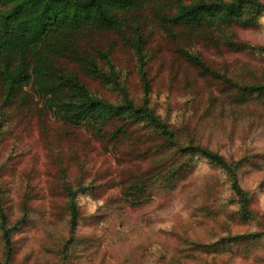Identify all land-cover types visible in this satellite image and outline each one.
<instances>
[{"label":"rangeland","instance_id":"1","mask_svg":"<svg viewBox=\"0 0 264 264\" xmlns=\"http://www.w3.org/2000/svg\"><path fill=\"white\" fill-rule=\"evenodd\" d=\"M136 17L147 36L142 54L151 103L180 132L226 158L242 157L238 181L251 217L238 216L223 174L199 158L175 187L155 186L147 200L128 202L119 189L145 161L117 158L86 134L71 136L26 87L28 101L7 103L0 86V206L10 226L8 252L0 227L1 261L8 253L11 264H264V96L231 102L217 78L199 75L178 50L197 54L238 83L264 82V50L258 48L264 46V13L249 24L242 15L171 31L148 8ZM90 38L106 50L127 91L139 96L134 48L111 30ZM64 180L92 185L76 193L79 215L71 233Z\"/></svg>","mask_w":264,"mask_h":264},{"label":"trees","instance_id":"2","mask_svg":"<svg viewBox=\"0 0 264 264\" xmlns=\"http://www.w3.org/2000/svg\"><path fill=\"white\" fill-rule=\"evenodd\" d=\"M146 8L167 31L172 30L170 26L194 30L204 22L230 23L242 15L248 18L245 23H253L264 13V0H0L3 100L10 104L28 101L27 90H23L26 87L71 136L86 134L117 158L145 161L143 167L129 173L119 189L130 203L150 198L155 186L175 187L199 158L223 174L235 211L247 219L251 217L248 194L238 181L242 157L226 158L192 135L180 132L150 101V77L142 54L147 36L142 37L136 17L137 10ZM107 30L115 32L138 55L141 94L137 97L120 81L121 73L109 63L106 50L90 38L97 31ZM258 48L264 50V46ZM178 50L199 75L217 78L231 102L264 96V82L238 83L210 68L197 54ZM97 58H103L105 65ZM88 78L116 97L110 99L90 89ZM87 187L92 185L63 181L69 233L79 215L76 193ZM6 223V213L0 206V227L8 252L10 226ZM0 264H11L8 253Z\"/></svg>","mask_w":264,"mask_h":264}]
</instances>
